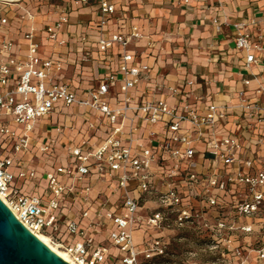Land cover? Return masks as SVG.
<instances>
[{"label":"built area","instance_id":"built-area-1","mask_svg":"<svg viewBox=\"0 0 264 264\" xmlns=\"http://www.w3.org/2000/svg\"><path fill=\"white\" fill-rule=\"evenodd\" d=\"M0 2V199L31 233L46 235L73 264H167L175 260L169 253L174 246L195 248L184 260L209 254L219 263L247 264L254 254L264 261V235L247 254L236 240L264 231V222H256L264 213V77L251 72L264 62V28L256 20L235 25V49L244 53L249 76L237 104L199 102L196 96L198 102H191L190 94L171 86L172 105L149 96L152 89L163 92L161 84L134 95L150 68L129 47L144 36L137 26L107 34L117 12L112 0H96L103 74L82 94L60 80L61 59L40 55L33 30L22 34L26 53L15 52L11 3ZM68 14L63 8L43 30L59 46ZM253 80L257 87L249 89ZM75 106L94 116L80 141L59 147L50 137L37 141V124ZM42 180L41 194L23 190L22 184L40 186ZM99 182L115 200L94 192Z\"/></svg>","mask_w":264,"mask_h":264},{"label":"crops","instance_id":"crops-1","mask_svg":"<svg viewBox=\"0 0 264 264\" xmlns=\"http://www.w3.org/2000/svg\"><path fill=\"white\" fill-rule=\"evenodd\" d=\"M112 2L117 12L107 27V34H126L132 26H137L144 36L129 47L136 60L150 68L148 79L140 83L134 95H141L145 93L147 87L154 88L161 84L164 86L163 92L152 89L149 96L165 97L172 105L176 101L169 94L168 87L171 86H178L190 94L191 102H198L194 98L196 96L199 102L227 106L237 104L236 93L245 89L243 79L249 76L243 71L244 53L235 49V25L242 22L249 25L252 20H256L259 26L264 28L262 19L264 0H112ZM2 4L0 2L1 6ZM13 6L16 5L12 3L9 5V17L12 19V38L17 44L15 52L18 55L25 54L27 49V42L22 38L23 32L33 30L36 35L35 42L40 45V55L62 60L63 70L59 74L62 82L70 84L79 94L89 86L97 84L103 74L100 61L104 55L96 48L99 35L96 0H89L87 4L74 0L51 5V9L46 11L42 7L40 10L31 9L24 4L17 5L19 10ZM63 8H66L69 17L58 36V40L64 41L65 44L59 46L48 40L43 30L46 25L58 19ZM16 13L19 15L18 19H15ZM29 15L34 16L33 20L28 19ZM218 25L221 26L220 31L216 29ZM248 29L255 30L249 27ZM83 37L87 38L85 43L82 41ZM148 41L155 42V48H148ZM118 50L119 48L115 47L111 51L114 56L113 69L116 68L115 55ZM165 63L172 65V73L160 72ZM251 72L264 77V62L258 67H253ZM186 80H194L195 84L191 87L185 86ZM257 84L258 82L253 80L249 89L256 88ZM93 120L94 116L87 110L75 106L67 115L53 114L48 121L37 124L34 134L37 141H45V138L50 137L59 147L69 140L80 141L86 134L87 123ZM60 126H67L70 129L60 134L57 132ZM90 135H94L93 132ZM243 135L247 136V133L243 132ZM96 136L105 138L102 132ZM58 151H61V147ZM37 184L24 183L23 190L31 195H39L43 191L45 181L42 180L40 186ZM94 192H103V197L109 195V191L105 190L101 182L97 183ZM109 196L111 200L116 198ZM142 234V231L134 233L137 244L141 242ZM99 239L102 240L103 236ZM110 252L114 256L119 254L115 248L110 249ZM247 264H264V261H259L253 255Z\"/></svg>","mask_w":264,"mask_h":264},{"label":"water","instance_id":"water-1","mask_svg":"<svg viewBox=\"0 0 264 264\" xmlns=\"http://www.w3.org/2000/svg\"><path fill=\"white\" fill-rule=\"evenodd\" d=\"M0 264H69L31 233L0 199Z\"/></svg>","mask_w":264,"mask_h":264},{"label":"rangeland","instance_id":"rangeland-1","mask_svg":"<svg viewBox=\"0 0 264 264\" xmlns=\"http://www.w3.org/2000/svg\"><path fill=\"white\" fill-rule=\"evenodd\" d=\"M74 0H20L19 2H15L12 3V5H16L13 6V8L19 10V6H17L18 4H24L26 5V7H31V9H37L40 10V8L42 7L45 11L46 10H50L51 9V5H57V4H62V3H67V2H72ZM2 4V2H1ZM3 5V4H2ZM1 8V5H0ZM19 15L16 13V18L18 19ZM168 53H163V55H167ZM168 57V56H167ZM165 62H167L165 60ZM166 65H163V68L160 69V72L163 74H168V73H172V65H167V63H165ZM162 66V65H161ZM45 129L47 130L48 127H45ZM263 217V218H262ZM261 219L257 220L256 222L258 223H263L264 222V213L262 215ZM264 235V231H259V229H256V231L250 235V236H243V235H237L236 236V240H237V245H239L241 248H244V253L247 254V252H249L252 249H256V247L259 245L257 242L258 240H260ZM137 237V235H136ZM113 247L109 248L112 249ZM195 249V248H190V247H178V246H174L170 248V252L169 253H173L176 257L174 258V261H169L167 264H223V263H219L216 261L215 256L213 255H209V254H203L200 255V257L195 258V259H191V260H184V258L182 257L183 254H185L186 252ZM248 249V250H247ZM254 254H252L251 256H253ZM178 258V259H177Z\"/></svg>","mask_w":264,"mask_h":264},{"label":"bare ground","instance_id":"bare-ground-1","mask_svg":"<svg viewBox=\"0 0 264 264\" xmlns=\"http://www.w3.org/2000/svg\"><path fill=\"white\" fill-rule=\"evenodd\" d=\"M7 2H19L20 0H2ZM39 240H41L45 245H47L55 254H57L60 258H62L64 261L68 262L69 264H73L70 260L69 256L62 250L58 249L56 246H54L49 238L44 234H37L36 235Z\"/></svg>","mask_w":264,"mask_h":264}]
</instances>
